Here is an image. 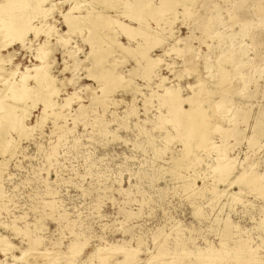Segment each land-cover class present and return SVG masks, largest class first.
I'll use <instances>...</instances> for the list:
<instances>
[{
    "label": "rangeland",
    "instance_id": "1",
    "mask_svg": "<svg viewBox=\"0 0 264 264\" xmlns=\"http://www.w3.org/2000/svg\"><path fill=\"white\" fill-rule=\"evenodd\" d=\"M90 1L54 0L52 10L55 9L47 16L29 7L27 12L33 17L28 18L31 30L23 39L14 37L13 44L12 31L5 28L7 25L4 27L7 22L4 20H8L10 13L6 10L4 13L3 8L8 3L0 2V13L4 16H0V35L4 32L2 28L7 32L3 33L4 37L0 36V58L3 59L0 65L4 67L0 72V87L9 81L8 76L12 77L10 81L18 79L26 67L33 69L46 61L44 64L60 92L52 96L55 105L48 109L47 115H43L44 106L40 101L37 107L31 108L28 120L34 129L27 136L10 131V138L16 145L13 152L0 149V264H32L31 261L33 264H67L69 261L70 264H205L198 262L200 256L206 249H220L219 245L226 243L225 240H228L226 245L229 244L228 253L218 260L213 259L214 264H256L252 260H264V196L258 191H247L241 193L239 200L231 201L230 193L239 189L236 184L228 185L238 172L254 164L256 170L255 165L251 170H258L264 177V134L253 146L243 138L253 134L254 123L264 121V0H190L187 11L191 14L179 5L177 14L163 15L165 19L161 20V25L163 22L165 25L159 29L163 46L157 45L150 50L153 56H162L163 61L155 67L150 79L142 75L137 56L114 43L100 65L115 74L118 71L122 78L117 83L120 86H114V92L104 95L103 105L95 101L97 96L103 97L101 85L106 87L107 81L95 76L98 69L95 54L91 45L84 41L87 27L76 29V32L67 31L63 14L75 6L76 10L80 9L76 14L85 10L87 13L93 8V12L107 9L105 11L117 15L125 9L123 0L116 2L114 10L101 0ZM49 2L44 1L43 6L49 7ZM78 4H81L79 8ZM124 16L122 13V19L128 22ZM171 17L175 20H170ZM150 20L148 17L150 24L157 27L156 20ZM46 25L50 28L44 33ZM51 26L56 28L55 34ZM111 33L115 35L113 30ZM5 36L9 40L5 41ZM115 36L127 46L135 45L121 33ZM67 38L70 42H66ZM43 49L48 50L45 59L38 57ZM8 70L13 75H9ZM162 76H166L163 86L179 87L183 98L199 97L197 100L203 101L202 106L209 110L211 131L218 130L210 132L212 142H216L217 147L226 143L220 147L236 158L234 173L227 182L217 183L216 173L210 167L216 164L217 148L210 152L195 149L193 154L183 157L184 141L176 136L177 130L172 123L158 125L160 114H169L167 105L160 102L159 94L165 92L162 86L158 87ZM223 79L225 82L221 81ZM29 83L33 85L34 81L31 79ZM219 89L223 90L222 95ZM68 95L74 102L60 108ZM211 100H216V105ZM210 101L216 106L212 111ZM219 101L225 103L224 107H217ZM29 103L32 102L28 100ZM190 105L185 101L182 106L188 110ZM54 109L62 114L56 116ZM82 109L86 112L81 116ZM59 125L65 128L59 129ZM166 134L172 135L169 141ZM239 135L243 137L237 139ZM196 156L198 159L193 161ZM177 159L184 167L172 168ZM189 179L195 181L192 188L196 190L184 187ZM214 186L226 192L215 194ZM226 218L236 225L232 232L236 229V235L233 234L231 240L220 238L219 229ZM239 238L256 248H253L257 250L256 257L234 251ZM75 242L79 243V248L71 250ZM30 243L32 249H29ZM98 247L102 251H97ZM115 247L118 249L114 250ZM25 249L31 253L24 254ZM33 249H38L35 253L39 252V256L34 254L33 257ZM201 251H205L204 254L200 255ZM99 252L105 258L101 259L103 262L98 258ZM131 255L135 258H130Z\"/></svg>",
    "mask_w": 264,
    "mask_h": 264
},
{
    "label": "bare ground",
    "instance_id": "2",
    "mask_svg": "<svg viewBox=\"0 0 264 264\" xmlns=\"http://www.w3.org/2000/svg\"><path fill=\"white\" fill-rule=\"evenodd\" d=\"M1 1H4L3 2V4L5 3H8L4 8H3V10H4V13L6 12V11H8L9 13V17H8V20H4V21H7L6 23H5V25H4V27L5 28H8L7 30L8 31H12L11 32V36H12V38L11 39H13L12 40V44L14 43L13 41H14V37L15 38H20V39H23V37H24V34L25 33H27V32H29V30H31V26H30V24L28 23L29 22V17L31 16L30 15V13L29 12H27V9L29 8V7H31L32 9H33V11H35V13L37 12V14L38 13H41V14H43L44 16H47L48 15V13L52 10V6H55L54 5V0H49L50 2V6L48 7H45V6H43V2L44 1H48V0H0V2ZM67 1V0H66ZM89 1V0H88ZM97 1V0H96ZM99 1V0H98ZM102 2H104V4H105V6H107V7H109V8H112L113 9V7H115V5H116V2L117 1H119V0H101ZM109 1V2H108ZM194 1V0H193ZM198 1V0H197ZM79 2V1H78ZM77 2V3H78ZM90 2H93L92 0L90 1ZM226 2V1H225ZM235 2V1H234ZM2 3V2H1ZM47 2H45V4H46ZM59 3V2H58ZM121 3H123L124 4V9L125 10H123V7H122V5H121V9L123 10L122 11V13L125 15L124 17H126L127 16V18L129 19L128 20V22H126L125 20H123L122 19V13H120V14H115V15H113V14H111L109 11H105V10H107V9H105V10H102V11H100L99 9H98V11H96V12H93V8L92 9H90V11H88L87 13H85L87 10H85V14L84 13H79V14H76L75 12H77V10H80V9H75L76 8V6L75 7H73V8H71V9H69L68 11H66V13H64L63 14V17H64V25H66L67 26V31H68V29H69V31L71 32V31H75L76 29H79V28H84L85 26L87 27V36L84 38V41H86V43L88 42V44H90L91 45V47L90 48H92V53L94 52V54H95V64H98L97 66H98V69L95 71V76L98 78V79H105V81H107V82H105L107 85H105L106 87H103L104 85H101L100 87H101V89L102 88H104L103 90H101V91H103V97H98L97 96V100L96 99H94V101L95 102H98V104L99 103H103V101H104V99L103 98H106L104 95H108V94H110V92L111 91H113V90H115L114 89V86L116 87L117 85H119V84H117L118 82H120V79L122 78L121 76V73H120V75H119V72L117 71V73L118 74H115L114 73V71L112 70V71H108V70H106V69H104V68H101V65H100V63H101V61L104 59V58H106V52H107V50L108 49H110V47L114 44V43H116L121 49H123V50H125V51H127L128 53L130 52V53H134L137 57H136V61H137V63H138V65L137 66H139V69H140V71H141V73H142V75L144 76V77H148L149 79L153 76V72H154V69H155V67L157 66V65H159V63H160V61H163V59H162V56L160 57V55H157V56H153L152 54H151V52H150V50H151V48H153V47H155V46H157V45H161L162 44V42L164 43V41H163V37H162V35L160 34V32H159V29L161 28V27H163L164 28V26H162V25H165L164 24V22H163V24L161 25V20L164 18L165 19V17H162L163 15H165L166 13H168V12H171V14L172 13H175V14H177V6H179V7H181V5H182V7H183V9L185 10V12L190 8V0H123V2H121ZM190 3V4H189ZM192 3H194V2H192ZM4 4V5H5ZM44 4V5H45ZM56 4V3H55ZM75 4V3H74ZM96 4V3H95ZM101 4H103V3H101L100 2V5ZM118 4V3H117ZM17 5V6H16ZM57 5V4H56ZM79 5H81V4H78L77 5V8H79ZM91 5H93V4H91ZM73 6V5H72ZM90 6V5H89ZM104 6V7H105ZM34 7V8H33ZM81 7V6H80ZM93 7V6H92ZM95 7H97V6H95ZM194 7H196V6H194ZM89 8H91V7H89ZM54 9H55V7H54ZM53 9V10H54ZM74 9L76 10V11H74ZM86 9V8H85ZM104 9V8H103ZM116 9V8H115ZM117 9H118V7H117ZM1 10V9H0ZM6 10V11H5ZM19 12H18V11ZM52 10V11H53ZM83 10H84V8H83ZM91 10H92V12H91ZM114 10V9H113ZM191 10V9H190ZM189 10V11H190ZM193 10V9H192ZM52 11H51V13H52ZM111 11V10H110ZM117 11V10H116ZM3 12V11H2ZM81 12V11H80ZM118 12V11H117ZM180 12V11H179ZM184 12V11H183ZM184 12V13H185ZM51 13H49V14H51ZM183 13V14H184ZM186 13H188V11L186 12ZM36 14V15H37ZM175 14H173V16L175 15ZM188 14H191V12H189ZM3 16V14H1L0 13V16ZM43 15H41V16H43ZM182 15V14H181ZM181 15H179V16H181ZM184 15H187V14H184ZM5 16V17H6ZM177 16V15H176ZM4 17V16H3ZM35 17V16H34ZM148 17H149V19H154V20H156L155 22H156V26L157 27H154L153 25H151L150 24V22L148 21ZM152 17V18H151ZM167 17V16H166ZM170 16H168V18H169ZM183 17V16H182ZM185 17V16H184ZM188 17V16H187ZM29 18V19H28ZM31 18L33 19V17L31 16ZM43 18V17H42ZM49 18V17H48ZM174 18V17H173ZM176 18V17H175ZM39 19V18H38ZM2 20V19H1ZM0 20V21H1ZM42 20H44V19H42ZM150 20V21H151ZM170 20H172V17L170 18ZM175 20V19H174ZM174 20H172V21H174ZM207 21H208V19H207ZM206 21V22H207ZM30 22H32V21H30ZM152 22H154V21H152ZM168 22H169V20H168ZM205 22V23H206ZM210 22V21H209ZM209 22H208V24H209ZM211 22H212V20H211ZM210 22V23H211ZM55 23H56V21H55ZM165 23H166V21H165ZM169 23H171V22H169ZM168 23V24H169ZM84 24V26H82ZM203 24V23H202ZM207 24V25H208ZM34 25V24H33ZM48 25V24H47ZM47 25H46V27H45V29L46 30H43V32L45 31H47V29L49 30V28L47 27ZM51 25V24H50ZM54 25V24H53ZM52 25V26H53ZM172 25V24H171ZM201 25V24H200ZM211 25V24H210ZM2 26H3V21H2ZM35 26V25H34ZM45 26V25H44ZM51 26V29H52V31L55 29L56 30V28H54V27H52ZM160 26V27H159ZM169 26H170V24H169ZM202 27H204V26H202ZM207 27V26H206ZM1 28V27H0ZM5 28H2V29H4V34L5 33H7V32H5L6 31V29ZM38 28V27H37ZM41 28V27H40ZM205 28V27H204ZM162 29V28H161ZM58 30V29H57ZM83 30V29H82ZM113 30V34L115 33V35L117 34V35H119L120 33L122 34V35H125L129 40H130V42H131V40L133 41V42H135V43H133V44H135V45H132V44H128V46L127 45H125L124 43H121L120 41H119V39L115 36V35H112V33H111V31ZM168 30V29H167ZM166 30V31H167ZM37 31V30H36ZM161 31V30H160ZM174 31V30H173ZM31 32V31H30ZM35 32V31H34ZM44 32V33H45ZM54 32V31H53ZM57 32V31H56ZM70 32H68V33H70ZM76 32V31H75ZM79 31H77V33H78ZM169 33H171V29H169V31H168ZM3 33H1L2 35H4ZM39 33V32H38ZM52 33V32H51ZM72 33H74V32H72ZM161 33H162V31H161ZM164 33H165V30H164ZM9 34H10V32H9ZM28 34V33H27ZM34 34V33H33ZM46 34H48V33H46ZM54 34H55V32H54ZM66 34V33H65ZM83 34V33H82ZM2 35H0V36H2ZM7 35V34H6ZM72 35V34H71ZM161 35V36H160ZM169 35V34H168ZM173 35V34H172ZM171 35V36H172ZM9 36V35H8ZM46 36V35H45ZM48 36H50V35H48ZM63 36H64V34H63ZM170 36V35H169ZM2 37H4V36H2ZM2 37H1V39H2ZM60 37V36H59ZM167 37V36H166ZM6 38H7V36H5V41H6ZM62 39H63V37H61ZM64 38H66V37H64ZM173 38H176L175 36H173ZM8 39V38H7ZM11 39H10V41H11ZM17 39H15V41L17 40ZM19 39V40H20ZM48 39H50L49 37H48ZM61 39V40H62ZM68 39V38H67ZM169 39V38H168ZM9 40V39H8ZM71 40V39H70ZM166 40V39H165ZM2 41V40H1ZM1 41H0V43H1ZM25 41V40H24ZM28 41V40H27ZM59 41V40H58ZM62 41H64L65 42V40H62ZM62 41H60L59 43H61ZM70 42L69 41V39L68 40H66V42ZM177 41V40H176ZM4 42V41H3ZM2 42V43H3ZM65 42V43H66ZM167 42V41H166ZM24 43V42H23ZM65 43H63V45H65ZM177 43H179V41H177ZM176 43V44H177ZM5 44V43H4ZM166 44V43H165ZM174 44V43H173ZM2 44H0V46H1ZM7 45V44H6ZM5 45V46H6ZM10 45V44H9ZM26 45V44H25ZM62 45V46H63ZM68 45V44H67ZM132 45V46H131ZM172 45V44H171ZM41 46V45H40ZM162 46H163V44H162ZM2 47V46H1ZM114 47V46H113ZM181 47V46H180ZM5 48H7V47H5ZM116 48V47H115ZM173 48V47H172ZM171 48V49H172ZM176 48H177V46H176ZM4 49V48H3ZM46 49H47V47H46ZM113 49V48H112ZM163 49H165V47L163 48ZM170 49V48H169ZM169 49H168V47H167V50L169 51ZM1 50V49H0ZM123 50H122V52H123ZM154 50V49H153ZM46 51H48V50H46ZM46 51L43 49L41 52H42V55H41V53H39V56L38 57H41V56H43L42 58H44V55H46ZM70 51V50H69ZM112 51V50H111ZM178 51V50H177ZM180 51V50H179ZM181 51H182V49H181ZM180 51V52H181ZM13 51H11V53H12ZM113 52V51H112ZM165 52V51H164ZM173 52H175V51H173ZM7 53H9V52H7ZM6 53V54H7ZM124 53V52H123ZM168 53V52H167ZM6 54H5V56H6ZM14 54V53H13ZM12 54V55H13ZM48 54V53H47ZM89 54H91V51H89ZM112 54V53H111ZM169 54V53H168ZM167 54V55H168ZM177 54H179V52L177 53ZM92 55V54H91ZM108 55H109V53H108ZM166 55V54H165ZM5 56H3L4 58H5ZM9 57H11L10 55H9ZM37 57V58H38ZM46 57V56H45ZM91 57V56H90ZM108 57V56H107ZM7 58V57H6ZM6 58H5V60H6ZM13 58V57H12ZM34 58V57H33ZM0 59H2V58H0ZM40 58H38V60H39ZM45 59V58H44ZM91 59H93L94 60V58L92 57ZM3 60V59H2ZM5 60L3 61L4 63H5ZM106 60V59H105ZM115 60V59H114ZM173 60V59H172ZM1 61V60H0ZM41 61V60H40ZM44 61V60H43ZM103 62V61H102ZM1 63V62H0ZM7 63V62H6ZM43 64H40V65H37L36 64V66H34V68L33 69H30V68H27L26 67V70L25 71H22V72H20L19 73V78L17 79V77H16V79L15 80H11L10 81V79H12V77L11 78H6V79H8V80H5L4 78H2V79H4L5 81H8L6 84L5 83H3V87L1 88L0 87V149L2 150V151H4V150H9L10 152H13L14 151V148H15V142H13V140L10 138L11 136L9 135L11 132L10 131H13V130H15V131H17V133H19V136H27L33 129H34V125L32 126L30 123H29V120H28V118H29V116H30V110H31V108H35V107H37V105H38V103H39V101L40 102H42L43 103V106H44V108L42 109L43 110V115L44 114H46L47 115V112H48V109L49 108H53L54 107V105H55V102H54V100L52 99V96L53 95H55L56 93H58L59 92V89L54 85V80H53V78H52V76L50 75V73H49V71H48V69L46 68V65L44 64V63H46V61H44V62H42ZM94 63V62H93ZM92 63V64H93ZM104 63H106V61L104 62ZM47 64V63H46ZM114 64H116V60H115V62H114ZM94 65V64H93ZM93 65H92V67H93ZM136 65V64H135ZM173 65V64H172ZM7 66V65H6ZM11 66V65H10ZM14 66H19V65H14ZM107 66V65H106ZM169 66H171V65H169ZM169 66H168V68H169ZM110 67V66H109ZM32 68V67H31ZM94 68H95V66H94ZM106 68V67H105ZM137 68V67H136ZM157 68V67H156ZM9 69V68H8ZM15 69H16V67H15ZM111 69H113V68H111ZM4 70V67H3V65L1 64L0 65V72L1 71H3ZM13 70V69H12ZM68 70V69H67ZM136 70V69H135ZM134 70V71H135ZM137 70H138V68H137ZM160 70V69H159ZM170 70H172V69H170ZM6 71V70H5ZM4 71V72H5ZM10 70H8V72H9ZM93 71V70H92ZM223 71V70H222ZM226 71V70H225ZM225 71H224V73H225ZM91 72V71H90ZM132 72H133V70H132ZM172 72H173V70H172ZM171 72V73H172ZM2 73V72H1ZM12 73V72H11ZM13 73H15L14 72V70H13ZM17 73V72H16ZM131 73V72H130ZM134 73V72H133ZM156 73V72H155ZM159 73V72H158ZM160 73H161V71H160ZM174 73V72H173ZM4 75L6 74L7 75V73L5 72V73H3ZM9 75H13V74H10V72L8 73ZM92 74V73H91ZM2 75V74H1ZM3 75V76H4ZM15 75V74H14ZM94 75V74H93ZM92 75V76H93ZM159 75V74H158ZM54 76V75H53ZM155 76H156V74H155ZM1 77V76H0ZM56 77V76H55ZM161 77V76H160ZM163 77V76H162ZM166 77V76H165ZM165 77H163V78H160V83H158V87H163L162 89H164L163 91H165V92H163L161 95L159 94V96H160V98H161V100H160V102L162 101V102H164L165 103V105H167V107H168V115L166 114H160L161 116H159V118H157V119H159V126L162 124H164V122H167V121H170L171 123H172V126L177 130V137L179 138V139H183V145H184V148H183V157H188L190 154H193L194 152H195V149L197 150V149H200V148H202V150H204L205 152H210V151H212L213 149L212 148H214V150H215V148H217V150H215V151H217V157H216V160H215V162H216V164H214V165H212V166H210L211 167V169H212V171L213 172H215L216 173V177H215V180H217V183L218 182H221V181H226L227 179H229V177L234 173V170H235V163H236V161L234 160V159H236V158H234L233 159V157L231 158L229 155H228V153H227V150H226V148H224V147H220V145L222 144V143H220V145H219V147H217L218 145H215V143L216 142H212V140H211V138H210V136H211V134H210V132L212 133V132H215V131H217L218 132V130L216 129H213V130H215V131H211L212 130V128L210 127L211 126V124H210V122L212 121L211 119H209L210 117H209V114H208V112H209V110L208 109H205V107H203L204 106V104H202V102H201V100H197V98L198 99H200L199 97H197V98H195V97H189V98H183V96L180 94V91L178 90L179 89V87L178 88H175V86L174 87H172V86H166L165 87V85L163 86V84H164V81H166L165 79ZM124 78H126L125 76H124ZM33 80L34 81V84L32 85L31 83H29V81L30 80ZM95 79V78H94ZM98 79H96V80H98ZM159 80V79H158ZM201 80V79H200ZM199 80V81H200ZM229 80V79H228ZM228 80H226V81H228ZM62 81V80H61ZM65 81H66V79H65ZM100 81V80H99ZM104 81V80H103ZM102 81V83H104ZM121 81H123V80H121ZM202 81V80H201ZM221 81H224V79L223 80H221ZM126 82H128V80H126ZM131 82V81H130ZM129 82V83H130ZM225 82V81H224ZM230 82V81H229ZM0 83H2V82H0ZM221 83V82H220ZM219 83V84H220ZM223 83V82H222ZM66 84V83H65ZM128 84V83H127ZM166 84V83H165ZM200 84H203L202 82L200 83ZM228 84V83H227ZM1 86V85H0ZM120 86V85H119ZM201 86V85H200ZM203 87V86H202ZM221 87V86H220ZM219 87V88H220ZM226 87V86H225ZM138 88H140V87H138ZM138 88H136V89H138ZM201 88V87H200ZM200 88H198V89H200ZM205 88V87H204ZM222 88H223V85H222ZM228 88V87H227ZM203 89V88H202ZM207 89V88H206ZM223 89H225L226 90V88H223ZM229 89H230V87H229ZM139 90H141V89H139ZM181 90V89H180ZM209 90V89H208ZM219 90H221V89H219ZM228 90V89H227ZM196 91H198V90H196ZM201 91V90H200ZM205 90H202V92L203 93H205L204 92ZM222 91L223 90H221V93H220V95H222ZM76 92V91H75ZM114 92V91H113ZM154 92V94H155V91H153ZM214 92V91H213ZM220 92V91H219ZM60 93V92H59ZM208 93V92H207ZM211 93V92H210ZM75 94V93H74ZM157 94V95H158ZM196 94H197V92H196ZM212 94V93H211ZM211 94L210 95H208L209 97H211ZM225 94V93H224ZM198 95H199V92H198ZM197 95V96H198ZM202 95V94H201ZM200 95V96H201ZM206 95V94H205ZM220 95H219V99L221 100V98L222 97H220ZM77 96V95H76ZM100 96V95H99ZM204 96V95H203ZM208 96H206V98H208ZM80 97V96H79ZM224 97V96H223ZM71 95H70V97H69V95H68V98H66V99H64L65 101L62 103V105L60 106V108L63 106H66V105H68L69 106V104H71L72 102H74V101H70L71 100ZM73 98H74V96H73ZM203 98V97H202ZM225 98V97H224ZM75 99V98H74ZM73 99V100H74ZM204 99H205V97H204ZM218 99V100H219ZM28 100H30L32 103L30 104H27V101ZM203 100V99H202ZM206 100V99H205ZM217 100V101H218ZM185 101H189L190 103H191V105H190V108L188 109V110H185L184 108H183V104H184V102ZM211 101H213V100H211ZM211 101H210V104L211 105H213L212 103H211ZM222 101V100H221ZM221 101H219L218 103H217V107L219 108V107H222V105H223V107H224V104L225 103H223L222 104V102ZM205 102V101H204ZM213 102H215V105H216V100L215 101H213ZM223 102H225L224 100H223ZM20 103H22V105L20 104ZM42 105V104H41ZM103 105V104H102ZM203 105V106H202ZM211 105H209V107L211 106ZM215 105H213L211 108H209L210 110L215 106ZM58 106H59V103H58ZM67 106V107H68ZM207 106V105H206ZM83 107V106H82ZM216 107V106H215ZM208 108V107H207ZM57 110V109H56ZM56 110L54 109V111H53V113L56 115V116H60L61 114H62V111H63V108H62V111H61V113H58V112H56ZM80 110V109H79ZM134 110V109H133ZM207 110H208V112H207ZM52 111V110H51ZM212 111V110H211ZM85 110H81V112H80V115L82 116V115H84L85 114ZM65 113V112H64ZM211 114V113H210ZM65 116H66V113H65ZM65 116H64V118H65ZM263 116V115H262ZM63 118V117H62ZM43 120H44V118H42ZM57 119H58V117H57ZM56 119V120H57ZM258 119H260V118H258ZM211 120V121H210ZM247 120V119H246ZM257 121V120H256ZM167 123H169V122H167ZM167 123H165V124H167ZM213 125V124H212ZM216 125V127H218L217 126V124H215ZM60 126V125H59ZM63 126V125H62ZM62 126H60V128L59 129H63V128H65L64 126L62 127ZM157 126V125H156ZM164 126H166V125H164ZM220 126V125H219ZM254 127H253V129L252 130H254L253 131V134H251V136H242V135H239V137L237 138V139H239L240 138V136H242L243 138H247V140L249 141V143H250V145H254V144H257V142L258 141H260L262 138H260V137H262V135L264 134V121H262V119L261 120H258L257 122H256V124L254 123V125H253ZM62 127V128H61ZM213 127V126H212ZM219 128V127H218ZM222 128V127H221ZM220 128V129H221ZM223 129V128H222ZM229 129H230V127H229ZM228 129V130H229ZM232 129H234V128H232ZM236 129V128H235ZM224 130V129H223ZM237 130V129H236ZM236 130H234L233 132L235 133V131ZM220 131L221 130H219V134H220ZM227 131V130H226ZM241 131V134H243L244 135V132H243V130H240ZM232 132V131H231ZM243 132V133H242ZM169 133V132H168ZM237 134H238V131L236 132ZM12 134V133H11ZM222 134H224V133H222ZM221 134V135H222ZM226 134V133H225ZM228 134H229V132H228ZM227 134V135H228ZM167 135V139H168V141L170 140V138H172V135L170 134H166ZM232 135H234V134H232ZM232 135H231V137H232ZM246 135V134H245ZM174 136V135H173ZM237 136V135H236ZM222 137H223V139H224V135H222ZM228 137L229 136H227V140H229L228 139ZM230 137V138H231ZM235 137V136H234ZM233 137V138H234ZM166 138V137H165ZM164 138V139H165ZM242 138V139H243ZM149 139V138H148ZM223 139H222V142H223ZM237 139H236V142H237ZM242 139L240 140V141H242ZM260 139V140H259ZM151 140H152V138H151ZM150 141V140H149ZM167 141V142H168ZM226 141V140H225ZM153 142V140L151 141V142H149L150 144ZM227 142V141H226ZM225 143V142H224ZM227 143H230L229 141L227 142ZM167 144V143H166ZM226 146V143L225 144H223V145H221V146ZM228 145V144H227ZM231 145V143L228 145V146H230ZM249 146V145H248ZM251 146V147H252ZM232 147V146H231ZM230 147V148H231ZM230 148H228V151H229V149ZM207 149V150H206ZM212 149V150H211ZM210 150V151H209ZM158 151H161V150H158ZM164 151V150H163ZM214 151V152H215ZM213 152V153H214ZM156 153H157V151H156ZM161 153V152H160ZM159 154V153H158ZM193 159V161L194 160H197L198 159V156H196V157H194V158H192ZM175 161V167H173L172 166V168H175V169H177V168H179L180 166H182V167H184L183 166V162L180 160V159H177V160H174ZM214 161V160H213ZM245 161V160H244ZM214 162V163H215ZM244 164V163H243ZM242 164V165H243ZM255 165V170H256V164H254ZM253 165V166H254ZM252 166V167H253ZM209 167V168H210ZM246 167V166H245ZM250 168L248 169L247 167H246V169H243V171H240V172H238L235 176H234V178H233V180L232 181H230L229 182V186L231 187V186H236V185H238V191H232L230 194H231V201H232V199L233 200H239L240 199V195H242V194H244L243 192H247V191H258L259 192V194L260 195H262V196H264V177L262 176L263 174L261 173H259L258 172V170H257V172L259 173V174H257V172H253V170H251V169H254V168H252L251 166H249ZM242 169V168H241ZM174 170V169H173ZM179 170H181V169H179ZM175 171V170H174ZM239 171V170H238ZM171 172V171H170ZM180 172V171H179ZM178 172V175L180 174ZM174 173V172H173ZM176 174H177V171L175 172ZM214 178V177H213ZM191 179H189V180H187L188 182H186V183H184V187L186 188V189H189L190 187L192 188L194 185H195V181H190ZM228 181V180H227ZM226 181V182H227ZM236 184V185H235ZM228 186V187H229ZM215 187V189H214V191L213 192H216L215 194H217L218 192H221V194L222 193H225L226 192V190L224 189V190H218L217 188H216V186H214ZM218 187V186H217ZM190 188V189H191ZM211 188H213V187H211ZM192 189H194V188H192ZM197 189V188H196ZM196 189H194V190H196ZM228 189H230V188H228ZM227 189V190H228ZM199 190V189H198ZM192 192H196V191H192ZM199 193L201 192V189L198 191ZM242 193V194H241ZM228 194H229V190H228ZM219 195V194H218ZM230 196V195H229ZM243 197V196H242ZM242 199V198H241ZM247 201H249V200H247ZM50 205H52V204H50ZM52 207V206H51ZM199 212V211H198ZM201 214V213H200ZM219 222V221H218ZM222 222H224L223 220H222ZM261 222H263V221H261ZM220 224V223H219ZM234 226H236V225H234L229 219H227L226 218V220H225V222H224V226H222L223 227V229H222V227H221V229H219V231L220 232H222L221 233V235H220V238H224V239H229V238H233V234H235V231H236V229L234 230V233H232L233 232V228H234ZM260 227H261V223H260ZM237 228H238V226H237ZM262 228H263V225H262ZM14 229H15V226H14ZM17 229V228H16ZM18 231V230H17ZM20 232V231H19ZM25 232V231H24ZM26 232H28V230H26ZM219 233V232H218ZM25 234V233H24ZM28 234V233H27ZM26 235V234H25ZM233 235V236H232ZM236 235V234H235ZM222 236V237H221ZM36 238V237H35ZM32 239V238H31ZM36 240H39L38 238L36 239ZM36 240L34 239V241L36 242ZM229 240H231V239H229ZM233 240V239H232ZM248 240V239H247ZM228 241V240H227ZM227 241L225 240V242L227 243ZM236 241V240H235ZM32 242V241H31ZM34 242V243H35ZM40 242V241H39ZM38 241L36 242V243H39ZM180 242V241H179ZM233 242V241H232ZM32 244V246L33 245H35V244ZM183 243V245H184V242H182ZM226 243H224V242H222L221 243V245H219L220 246V249H216V248H211V249H209V250H207L206 249V252H205V254H204V252L203 251H201V253L199 252V254L201 255L202 254V252H203V256H200V259L198 260V262L200 261V262H203V263H205V264H214L215 262V260H213V259H215V258H217V260H218V258H222L223 256H224V254L227 252L228 253V250H229V244L228 245H226ZM228 243H230V242H228ZM234 243V242H233ZM239 243V244H238ZM248 243V242H247ZM246 242H245V240H242L241 238H239V240H238V242H237V245H236V242H235V245H236V247H235V252H237L238 254H241V253H243V254H245V256H250V257H256V252H257V250H255L256 248L253 246V247H251L250 245H248ZM250 243V242H249ZM40 244V243H39ZM11 245V244H10ZM38 245V244H37ZM182 245V244H181ZM182 245V247H184ZM231 245V244H230ZM228 246V247H227ZM6 247V246H5ZM29 247V246H28ZM38 247H39V245H38ZM37 247V248H38ZM179 247H180V245H179ZM186 247V246H185ZM184 247V248H185ZM258 247V246H257ZM34 248H36V247H34ZM78 248H79V243H77V242H75V243H73L72 245H71V250H78ZM103 248V247H102ZM107 248V247H106ZM163 248V246H161L160 247V249H162ZM187 248V247H186ZM253 248H255V249H253ZM29 249H32V247H31V243H30V248ZM104 249V248H103ZM115 249H118V248H114V250ZM164 249H166V248H164ZM177 249V248H176ZM180 249H182L181 247H180ZM179 249V250H180ZM189 249V248H188ZM187 249V250H188ZM10 250V249H9ZM26 250V249H25ZM28 250V249H27ZM26 250V252L24 253V254H26V253H31V252H29V251H27ZM102 251V249L100 248V247H98L97 248V251ZM187 250H186V253H187ZM198 250V249H197ZM24 251V250H23ZM31 251H34V253H33V257H34V254L35 255H37V256H39L38 254H39V252H38V254H36L35 252L36 251H38V249H36V251L33 249V250H31ZM163 251V250H162ZM166 251V250H165ZM167 251H168V249H167ZM166 251V252H167ZM175 251H177V250H175ZM184 251V250H183ZM200 251V250H199ZM46 252V251H45ZM164 252V251H163ZM165 252V253H166ZM179 252V251H178ZM193 252V251H192ZM97 253V252H96ZM106 254H107V252H105ZM104 253V254H105ZM125 253V252H124ZM169 253V252H168ZM183 253H185V251L183 252ZM185 253V254H186ZM189 253V252H188ZM187 253V254H188ZM190 253H191V251H190ZM27 254V255H28ZM41 254H42V252H41ZM58 254V253H57ZM131 254V253H130ZM133 254H134V252H133ZM167 254V253H166ZM247 254V255H246ZM26 255V256H27ZM31 255V254H30ZM98 255V254H97ZM172 255V254H171ZM21 256L22 257H24L25 255H22L21 254ZM50 256V255H49ZM71 256H72V254H71ZM71 256H69V258H72ZM258 256V255H257ZM13 257V256H12ZM22 257H20V258H22ZM41 257V256H40ZM98 257V256H97ZM131 257H133V258H135V255H131L130 256V258ZM259 257V256H258ZM100 260L101 259H103V260H105V258H104V256L102 255V254H100V252H99V257H98ZM132 258V259H133ZM199 258V257H198ZM14 259H16V260H18L19 259V257H18V259H17V257H15ZM53 259V258H52ZM15 260V261H16ZM40 260V259H39ZM49 260H50V258H49ZM103 260H101V262H103ZM196 260H197V257H196ZM48 261V260H47ZM252 261H254L256 264H264V260H260V261H258L257 259L255 260H252ZM29 262V261H28ZM32 262V264H33V261H31ZM37 262V261H36ZM42 262H43V260H42ZM45 262V261H44ZM70 262V261H69ZM68 262V263H69ZM73 262V261H72ZM127 262V261H126ZM30 263V262H29ZM49 263V262H48ZM67 263V264H68ZM128 263V262H127ZM164 262H162V264H163ZM217 263V262H216ZM35 264H37V263H35ZM38 264H40V262H38ZM44 264V263H43ZM50 264V263H49ZM70 264V263H69ZM74 264V263H73ZM99 264V263H98ZM104 264V263H103ZM105 264H106V262H105ZM154 264V263H153ZM166 264V263H165Z\"/></svg>",
    "mask_w": 264,
    "mask_h": 264
}]
</instances>
